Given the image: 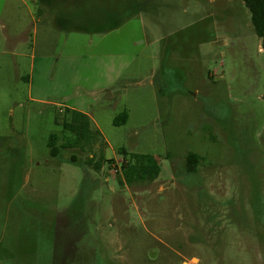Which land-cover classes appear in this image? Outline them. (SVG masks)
I'll return each mask as SVG.
<instances>
[{
  "label": "rangeland",
  "instance_id": "1",
  "mask_svg": "<svg viewBox=\"0 0 264 264\" xmlns=\"http://www.w3.org/2000/svg\"><path fill=\"white\" fill-rule=\"evenodd\" d=\"M263 94L242 0H0V264H264Z\"/></svg>",
  "mask_w": 264,
  "mask_h": 264
},
{
  "label": "trees",
  "instance_id": "2",
  "mask_svg": "<svg viewBox=\"0 0 264 264\" xmlns=\"http://www.w3.org/2000/svg\"><path fill=\"white\" fill-rule=\"evenodd\" d=\"M242 2L250 14L252 28L261 41V48L264 53V0H242ZM262 99L264 101V94ZM65 114L66 116L61 123L62 130L66 133L74 134L75 138L72 140L65 139L64 143L58 146L57 136L54 134L50 135L48 141L49 156L54 159L59 157L62 149L66 147L73 148L75 145L79 146L82 142L87 141L88 118L78 111L69 109L66 110ZM127 119V114L123 112L114 119L113 124L115 126L124 125ZM56 123L58 122L56 121ZM118 155L122 157L121 175L123 181L129 185L143 184L145 182L152 183L158 178L161 169L153 157L148 155H128L124 150L118 151ZM199 160L195 155H187L185 159L186 172L189 174L196 173ZM69 161L72 164H77L75 156H71ZM104 162L105 160L94 162L91 158L84 162V165L99 172Z\"/></svg>",
  "mask_w": 264,
  "mask_h": 264
},
{
  "label": "crops",
  "instance_id": "3",
  "mask_svg": "<svg viewBox=\"0 0 264 264\" xmlns=\"http://www.w3.org/2000/svg\"><path fill=\"white\" fill-rule=\"evenodd\" d=\"M116 28H118V27H116ZM115 29V28H114Z\"/></svg>",
  "mask_w": 264,
  "mask_h": 264
}]
</instances>
